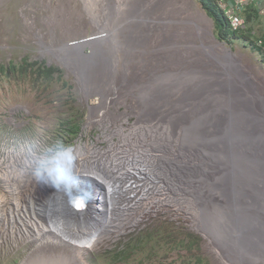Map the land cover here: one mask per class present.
I'll return each instance as SVG.
<instances>
[{"label": "bare ground", "instance_id": "bare-ground-1", "mask_svg": "<svg viewBox=\"0 0 264 264\" xmlns=\"http://www.w3.org/2000/svg\"><path fill=\"white\" fill-rule=\"evenodd\" d=\"M77 1L94 24L89 38L48 48L68 66L86 67L93 57V67L100 66L95 73H110L107 83L72 69L85 95L97 96L88 104L90 121L109 130L105 148L75 146L76 170L86 175L82 185L94 194L92 182H101L108 213L97 228L58 216L46 220L44 231L35 218L10 217V224L19 222L38 240L20 264H88L82 251L140 218L138 196L151 195L157 206L184 208L221 264H264V85L215 38L203 12L186 8V0L164 8L161 0ZM151 36L161 42H150ZM109 90L112 97L122 93L116 105ZM155 91L167 107L147 108ZM126 101L136 116L130 131L137 127L139 134L116 123L118 104ZM18 161L10 160V171ZM45 185L27 193L38 209L55 191L47 195ZM116 215L121 221H113Z\"/></svg>", "mask_w": 264, "mask_h": 264}, {"label": "rangeland", "instance_id": "rangeland-1", "mask_svg": "<svg viewBox=\"0 0 264 264\" xmlns=\"http://www.w3.org/2000/svg\"><path fill=\"white\" fill-rule=\"evenodd\" d=\"M183 1L161 0L159 8ZM186 1L188 3L185 6L188 10H197L205 14L210 21V27L215 38L228 45L240 58L242 66L254 75L256 81L264 85L263 57L242 38L231 41L219 39L217 21L203 7L201 0ZM84 12L82 4L77 0H0V64L18 63L21 59L27 58L28 60L43 61L48 66L57 67L62 77L72 84L73 97L75 98L73 100L68 99L67 91L59 83H52L47 88L43 87L36 90L27 84L3 82L0 85V173L6 169L3 166L7 162L8 156L13 162L20 161L22 158L25 159V148L31 143L47 146L60 139L65 144L74 146L77 145V142L79 145L90 144L102 148L107 146L104 136L109 130H104V126L90 121L91 114L88 104L92 99H97V96L85 95L83 87L80 86L72 69H79L80 73L84 71L89 79H99L100 82L107 83H109L110 73L107 74V71L95 73L100 66L97 63L93 67L95 61L93 57H88L90 62L86 67L73 64L68 66L48 48V45L59 46L65 42L89 38L94 24L91 21L88 22L89 19ZM242 15L247 27L252 28L251 35L259 38L264 30V14L254 12L250 20L246 19L245 12ZM150 39V42H161L154 36H151ZM106 40L109 42L108 39ZM122 40L125 41L124 38ZM127 41L129 42V40ZM140 42L141 40H139ZM84 50L88 51L89 48L85 46ZM133 67L135 71L138 69L136 65ZM137 90L135 89L136 94L139 92ZM112 91L109 90L107 97L109 102L113 101L116 105L120 101V94L122 95V93L115 91V95L113 94L112 97ZM160 93L155 91L154 101L148 100L147 108L167 107L166 100L161 97ZM142 98L143 95L137 97L138 100ZM130 101L128 100V102ZM128 102L118 104V112L121 115L116 119V123H121L125 133L132 134L135 132L139 134L137 127H133L132 132L130 131L136 121V116L129 108ZM77 112L81 114L79 117L81 118L80 130L74 136L63 137L61 130L64 128L63 122L77 115ZM19 161L17 165H21ZM96 165L98 167V164ZM10 168L0 175V192H2L0 193V264H20L23 257L38 242L37 239H32L30 235H26L27 232L20 228L19 222L10 224V217L35 218V221L39 222L38 227H42L43 231L47 228L48 216L42 215L44 213L38 209L34 197L27 198L29 190L40 183L32 181L29 176L17 179L16 171H10ZM145 172L147 173V169ZM43 188L47 195L52 190V187L49 188L47 184ZM138 198L141 203L136 205V209L140 213V218L136 220L132 218L133 223L111 230L107 238L99 242L96 247L82 251V255L88 264H168L169 260L164 261L163 259H156L152 262L145 261L144 253L139 251V247L138 249L136 247L131 249V246L136 243L135 236L146 231L147 226L150 227L157 218H168L176 221L186 229L199 234L202 241L201 253L208 260L207 264H221L214 248H212L213 245L207 237L195 228L192 219L183 211L184 208L170 203L157 206L154 203L153 195L144 200H141L140 196ZM140 206L143 207L142 210L139 209ZM116 214L119 216V212ZM117 215L113 216V221L119 222L122 218ZM120 216H122V212H120ZM12 225H15L18 230L14 229ZM42 230L41 232L38 230L41 239L44 237Z\"/></svg>", "mask_w": 264, "mask_h": 264}, {"label": "trees", "instance_id": "trees-1", "mask_svg": "<svg viewBox=\"0 0 264 264\" xmlns=\"http://www.w3.org/2000/svg\"><path fill=\"white\" fill-rule=\"evenodd\" d=\"M201 4L207 9L219 26V39L231 41L242 38L250 47L258 52L264 59V30L258 37L251 35V27L245 31H233L222 12L217 8L213 0H201ZM254 11L245 12L247 20H250ZM247 25V23H246ZM260 40V43H258ZM3 82L12 84H27L33 89L47 88L52 83H59L66 91L68 99L73 100V86L64 79L60 70L54 66H48L43 61L21 59L18 63L9 62L0 64V85ZM75 116V119H74ZM63 122V137L76 135L80 130L81 114ZM73 121L72 123H70ZM136 243L132 248L139 247L144 253V260L152 262L156 259L168 261V264H207L208 260L201 253V237L199 234L186 229L183 225L168 218H157L147 230L135 236ZM167 263V262H166Z\"/></svg>", "mask_w": 264, "mask_h": 264}, {"label": "clouds", "instance_id": "clouds-1", "mask_svg": "<svg viewBox=\"0 0 264 264\" xmlns=\"http://www.w3.org/2000/svg\"><path fill=\"white\" fill-rule=\"evenodd\" d=\"M78 156L74 145L60 139L47 146L31 143L25 148L23 167L16 170L15 176L17 179L30 176L32 181L50 185L77 211H103L104 191L92 194L87 183L82 185L83 174L76 170Z\"/></svg>", "mask_w": 264, "mask_h": 264}, {"label": "water", "instance_id": "water-1", "mask_svg": "<svg viewBox=\"0 0 264 264\" xmlns=\"http://www.w3.org/2000/svg\"><path fill=\"white\" fill-rule=\"evenodd\" d=\"M104 209L103 211H100V209L96 210V213H92V209L90 211H77L72 206H70L66 198L62 196V193H57L56 189L53 191L48 198L44 201V203L39 207L40 210L45 211L44 214H42L44 217L49 216L47 219H51L52 221H55L58 219V216H62L63 218L70 220L72 222L77 223H83L85 227L94 226V228L99 227V224H102L100 220L105 221L106 215L108 213V202L104 200ZM86 218V219H85ZM92 221H97L94 223H91Z\"/></svg>", "mask_w": 264, "mask_h": 264}, {"label": "built area", "instance_id": "built-area-1", "mask_svg": "<svg viewBox=\"0 0 264 264\" xmlns=\"http://www.w3.org/2000/svg\"><path fill=\"white\" fill-rule=\"evenodd\" d=\"M216 4L217 8L222 12L223 16L228 21L229 27L233 31H245L246 30V22L242 15V13L251 9L254 12L264 14V0H213ZM260 43V40H258ZM17 155V154H15ZM7 162L3 167L6 169L2 170L0 175L7 171L9 167L10 158L7 157ZM18 169L21 165H18ZM17 170V169H16ZM2 178V177H1ZM3 180V178H2ZM4 181V180H3ZM93 187H97L98 192H100V188L103 189V185L100 181H93ZM5 186V185H4ZM2 193V192H0Z\"/></svg>", "mask_w": 264, "mask_h": 264}]
</instances>
